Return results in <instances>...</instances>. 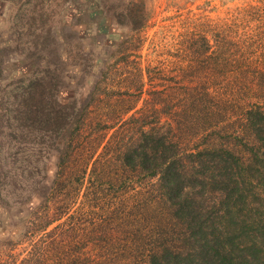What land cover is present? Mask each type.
Listing matches in <instances>:
<instances>
[{
	"label": "trees",
	"instance_id": "1",
	"mask_svg": "<svg viewBox=\"0 0 264 264\" xmlns=\"http://www.w3.org/2000/svg\"><path fill=\"white\" fill-rule=\"evenodd\" d=\"M1 1L25 7L18 19L21 32L12 41L23 62L32 63L26 73L18 67L9 71L5 65L11 59L0 51V231L7 233L8 224L21 228L19 239H6L1 248L28 246L20 264H45L42 259L51 264L55 255L67 260L88 245L96 253L107 251L102 264H140L138 259L143 264H264V211L251 209L255 194L246 189L252 180H239L242 173L251 171L252 178L255 172L256 183L264 187V110L250 105L226 120L222 101L227 98L213 95L202 80L187 100L188 109L175 111V123L170 93L150 89L141 100L140 84L127 106L90 118L100 84L112 72L113 54L104 55L107 43L97 42L88 52L76 45L72 56L71 28L63 19L74 9L80 22L81 0ZM93 1L97 25L104 8H111L105 17L112 11L109 19L117 28L137 29L141 18L131 7L142 2ZM100 31L111 37L106 27ZM219 38L213 44L201 38L200 56L211 60L209 73L224 81L226 67L236 65L227 64L229 42ZM263 73L253 68L246 85H261ZM221 85L227 90L229 83ZM215 100L220 102L212 106ZM92 125L98 129L83 139ZM206 127L203 144L191 146ZM209 188L211 202L205 200ZM103 195H115L116 207L105 199L99 204ZM77 197L81 202L69 212ZM29 202L38 204L33 208ZM88 205L107 216L77 226V212ZM14 218L19 222L11 225ZM36 234L43 236L33 242L29 236Z\"/></svg>",
	"mask_w": 264,
	"mask_h": 264
},
{
	"label": "rangeland",
	"instance_id": "2",
	"mask_svg": "<svg viewBox=\"0 0 264 264\" xmlns=\"http://www.w3.org/2000/svg\"><path fill=\"white\" fill-rule=\"evenodd\" d=\"M85 1L81 0L80 2V22L75 20L74 9L70 10V13L63 19L65 24H68L71 28L70 52L72 56L76 52V45H81L84 51L88 52L97 42L107 43L108 54L103 52L104 55L113 54L109 59L110 65H113L112 72L109 74L107 81L100 84L98 97L88 110L90 118L102 116L113 110V108L127 106L129 100H133L137 96L138 89L136 87L140 84L142 87L141 100L147 98L150 89L151 91L160 90L164 87L170 93L174 102L172 103V113L173 122L175 123V111L179 106L188 109L189 101L187 100H189L190 94H195V87L199 86L198 83L202 80L213 88V95L218 98L222 96L227 98L222 101L228 112L226 120H233L242 108H248L250 105H257L264 110V75L260 78L263 81L261 85L252 87V84L246 85L245 81H248V76L253 72V68L264 70V0H134L143 4L142 6L135 4V7H131L138 12L136 16L139 15L141 18L140 23H136L137 29L134 30L120 29L111 23L109 18L112 11L108 13L109 18L105 17V13L111 8L108 11L104 8V13L102 9H100L101 11L98 10L100 15L101 13L104 15L102 14L103 17L99 19L101 24L97 25L96 17H92V12L96 8L94 4L96 3L92 0L89 6H85ZM91 7H93V10ZM24 8L18 5L12 6L0 0V51L2 49V57H9L6 60L11 59L10 64L5 65V67H11L8 68L9 71L18 67L21 72L26 73L32 68V63L23 62L24 55L19 54L14 49L12 41L13 36L19 35L21 32L18 19ZM53 17L55 15L51 19ZM54 20L56 21L57 17ZM104 27L109 30L111 37L106 38V35H99V31ZM15 30L18 31L15 32ZM96 32L99 37L95 36ZM217 32L219 34H216ZM203 37L210 44H213V38L216 37L226 39L229 42V51L225 56V60L228 61L227 64L232 63L236 67H232V65L230 68L226 67L227 74H225V77L222 76V79L229 83L227 90L221 85L224 82L220 79L221 77H214L209 73L211 60H206L200 56L202 50L201 38ZM82 38L86 39L85 42L79 40ZM193 43H196L195 47L192 45ZM208 56L211 55L208 54ZM210 59L212 58L210 57ZM92 62L91 60L86 61V65ZM98 64H102V60H99ZM146 69L148 71H145ZM150 77H153L155 81H149L148 78ZM212 78H217L215 79L217 82H212ZM236 83L245 85L237 86ZM216 85H220V87L218 88ZM215 102L220 101H213L212 106H217ZM110 107L112 108L108 109ZM169 122L171 123V119ZM96 129L98 127L93 128L92 125L84 133L83 139L88 137L93 132L92 130L95 131ZM199 131L200 135L194 137V142L191 139V146L198 141L202 145L203 140L206 139L208 127L203 130L199 129ZM170 134L172 135V132ZM181 137L183 142H188L189 135L186 132H182ZM76 165H79V163H76ZM88 167L89 165L86 166V170ZM52 172V168H49V175ZM251 175V171L246 174L242 173L241 176L244 178L239 177V180H252L253 185L247 187L246 192L255 194L253 195L254 201L251 209L260 213L264 211V187L256 183L258 182L256 177L259 175L253 172V177L249 178ZM238 176L240 175L238 174ZM212 192L213 190L209 188L205 198L206 201L211 202ZM62 195L66 196V191ZM104 195L99 198V204H102V200L105 199L110 204H115L116 207L115 195L103 198ZM79 202H81L80 197H77L75 203H71L72 206L69 212L75 211L74 209ZM37 204L38 202H29L28 206L36 208ZM50 216H52V208L49 211ZM77 216H79V220L76 225L81 226L86 222L94 223L99 219L104 221L107 211L97 214L96 210L88 205V209L84 210L82 208V213L78 211ZM9 222L12 225V223L16 224L19 221L14 218L10 219ZM20 231L19 226L9 228V224L7 233L3 229L2 232L0 231V261L7 259L13 260V264H20L21 260L26 257L28 246L22 244V242L10 252L8 248H1L3 241L10 237L13 241L18 240ZM40 236L43 235L37 236L36 234L29 237L33 238L32 241L35 242ZM47 240H49V237H45L46 242ZM106 253L105 249H100V253H96L95 248L88 245L86 249L83 247L80 251H77L76 255L73 254L70 259L77 262L82 259L81 262H84V264H102L101 258L105 263ZM51 255L52 253L48 257L52 260ZM70 259L64 260L62 256L55 255L50 263L69 264ZM41 261L47 264L43 259ZM117 263L122 264L121 261ZM137 263L143 264L141 259H138Z\"/></svg>",
	"mask_w": 264,
	"mask_h": 264
}]
</instances>
